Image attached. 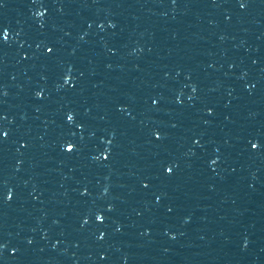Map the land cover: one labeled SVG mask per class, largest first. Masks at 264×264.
<instances>
[{"label":"water","instance_id":"water-1","mask_svg":"<svg viewBox=\"0 0 264 264\" xmlns=\"http://www.w3.org/2000/svg\"><path fill=\"white\" fill-rule=\"evenodd\" d=\"M0 264H264V0H115L0 120Z\"/></svg>","mask_w":264,"mask_h":264}]
</instances>
